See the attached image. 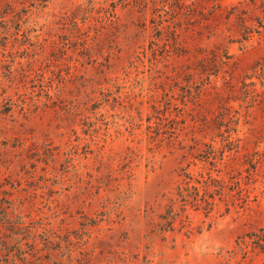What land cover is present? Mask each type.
<instances>
[{"label": "rangeland", "instance_id": "374dc122", "mask_svg": "<svg viewBox=\"0 0 264 264\" xmlns=\"http://www.w3.org/2000/svg\"><path fill=\"white\" fill-rule=\"evenodd\" d=\"M0 248L264 264V0H0Z\"/></svg>", "mask_w": 264, "mask_h": 264}, {"label": "trees", "instance_id": "16d2710c", "mask_svg": "<svg viewBox=\"0 0 264 264\" xmlns=\"http://www.w3.org/2000/svg\"><path fill=\"white\" fill-rule=\"evenodd\" d=\"M20 240L16 241L14 251L16 250L19 252L22 248L20 245H18ZM10 257H13L12 249H1L0 248V264H18L15 260H10Z\"/></svg>", "mask_w": 264, "mask_h": 264}]
</instances>
